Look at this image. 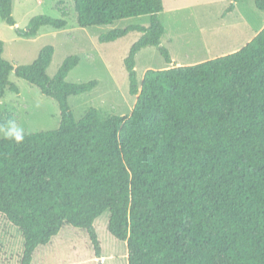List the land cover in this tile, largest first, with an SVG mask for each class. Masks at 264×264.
Here are the masks:
<instances>
[{
  "label": "trees",
  "instance_id": "1",
  "mask_svg": "<svg viewBox=\"0 0 264 264\" xmlns=\"http://www.w3.org/2000/svg\"><path fill=\"white\" fill-rule=\"evenodd\" d=\"M236 1V0H235ZM264 11V0H254ZM80 27L111 25L149 15L148 26L114 28L99 38H140L124 59L129 116H103L91 108L76 120L69 97L97 81L73 83L79 57H67L54 77L47 69L55 48L44 46L30 64L4 59L0 40V99L19 92L12 71L57 101V129L0 139V213L24 239L20 264H34L65 226L87 233L95 258L102 244L95 220L110 211L109 232L126 242L128 264H264V26L241 49L194 64L149 68L141 80L137 53L161 45L163 0H74ZM233 4L227 9L230 11ZM10 26L13 0H0ZM65 19L33 17L19 37ZM12 118L0 110V125Z\"/></svg>",
  "mask_w": 264,
  "mask_h": 264
},
{
  "label": "rangeland",
  "instance_id": "2",
  "mask_svg": "<svg viewBox=\"0 0 264 264\" xmlns=\"http://www.w3.org/2000/svg\"><path fill=\"white\" fill-rule=\"evenodd\" d=\"M232 4V9L227 11ZM163 5L160 18L165 32L161 45L168 48L173 59L167 63L156 46L142 48L136 56L139 80L149 68H165L176 62L194 64L237 51L264 26V11L254 0H163ZM40 14L65 19L67 26L63 29L44 26L35 37L17 36L16 27L26 28L30 20ZM13 16L17 21L15 26L0 18L4 59L15 67L30 64L44 46L52 45L55 53L47 69L49 77H54L67 57L76 55L79 63L69 72L67 80L73 83L97 81L93 90L69 97L76 120L83 118L91 108L98 109L105 117L131 114L136 96L129 93L124 59L141 33L132 31L110 42H101L99 38L114 28L148 26L149 15L84 28L76 22L74 0H13ZM9 78L18 85L19 92L7 90L0 99V110L5 117L21 125L25 134L57 129L61 121L57 101L43 95L15 71ZM0 139H5L2 132ZM109 219L110 211L106 210L94 222L103 248L100 258L94 257L85 231L65 226L48 246L37 250L34 264H128L126 242L109 232ZM23 245L21 231L0 213V264H20Z\"/></svg>",
  "mask_w": 264,
  "mask_h": 264
},
{
  "label": "clouds",
  "instance_id": "3",
  "mask_svg": "<svg viewBox=\"0 0 264 264\" xmlns=\"http://www.w3.org/2000/svg\"><path fill=\"white\" fill-rule=\"evenodd\" d=\"M0 132L3 137L8 140H14L16 143H21L25 138V129L15 120H10L7 125H0Z\"/></svg>",
  "mask_w": 264,
  "mask_h": 264
},
{
  "label": "crops",
  "instance_id": "4",
  "mask_svg": "<svg viewBox=\"0 0 264 264\" xmlns=\"http://www.w3.org/2000/svg\"><path fill=\"white\" fill-rule=\"evenodd\" d=\"M254 36H255V35H254ZM252 38H253V37H252ZM252 38H251V39H252ZM170 56H171V59H173V56H172L171 54H170ZM182 64H183V63H181V62H176V63L173 64V66H174V65H182ZM183 65H184V64H183ZM186 65H187V64H186Z\"/></svg>",
  "mask_w": 264,
  "mask_h": 264
}]
</instances>
